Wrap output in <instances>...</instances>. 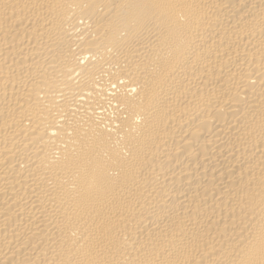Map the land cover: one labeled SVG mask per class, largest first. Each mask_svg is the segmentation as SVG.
I'll return each instance as SVG.
<instances>
[{
  "label": "bare ground",
  "instance_id": "1",
  "mask_svg": "<svg viewBox=\"0 0 264 264\" xmlns=\"http://www.w3.org/2000/svg\"><path fill=\"white\" fill-rule=\"evenodd\" d=\"M0 264H264V0H0Z\"/></svg>",
  "mask_w": 264,
  "mask_h": 264
}]
</instances>
